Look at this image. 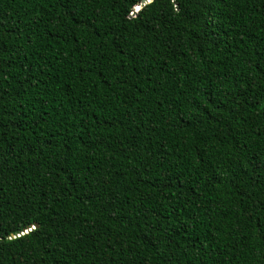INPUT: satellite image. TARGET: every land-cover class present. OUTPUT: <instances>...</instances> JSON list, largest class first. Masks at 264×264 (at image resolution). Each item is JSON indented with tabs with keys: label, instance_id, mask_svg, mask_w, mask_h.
<instances>
[{
	"label": "trees",
	"instance_id": "1",
	"mask_svg": "<svg viewBox=\"0 0 264 264\" xmlns=\"http://www.w3.org/2000/svg\"><path fill=\"white\" fill-rule=\"evenodd\" d=\"M0 0V264H264V0Z\"/></svg>",
	"mask_w": 264,
	"mask_h": 264
},
{
	"label": "water",
	"instance_id": "2",
	"mask_svg": "<svg viewBox=\"0 0 264 264\" xmlns=\"http://www.w3.org/2000/svg\"><path fill=\"white\" fill-rule=\"evenodd\" d=\"M151 0H140L138 6L134 7L131 16H134L136 14V11L138 8H141L142 6H144L145 4L149 3Z\"/></svg>",
	"mask_w": 264,
	"mask_h": 264
},
{
	"label": "snow or ice",
	"instance_id": "3",
	"mask_svg": "<svg viewBox=\"0 0 264 264\" xmlns=\"http://www.w3.org/2000/svg\"><path fill=\"white\" fill-rule=\"evenodd\" d=\"M137 11H139V8L137 9Z\"/></svg>",
	"mask_w": 264,
	"mask_h": 264
}]
</instances>
